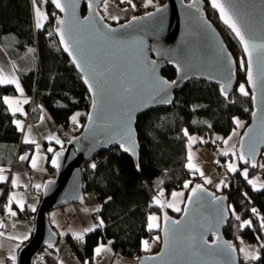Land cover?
<instances>
[{
    "label": "water",
    "instance_id": "water-1",
    "mask_svg": "<svg viewBox=\"0 0 264 264\" xmlns=\"http://www.w3.org/2000/svg\"><path fill=\"white\" fill-rule=\"evenodd\" d=\"M49 2L55 7L51 0ZM207 2L218 13L221 24L229 28L219 9L212 6V0H167L157 9L135 15V20L132 17L117 24H111L102 14V0H61L65 10L55 7L54 33L63 52L84 80L85 73L76 67L72 55L64 50L57 31L60 27H63L65 39L77 58L86 57L91 67L103 73L98 77L103 92L94 98L89 91L92 101L89 114L93 120H89L88 114L82 132L52 156L51 165L56 176L43 187L34 234L21 247L18 264H33L42 249H52L57 244L60 236L50 221V213L71 203L85 202L87 167L101 152L116 147L140 164L137 125L142 114L170 107L175 94L191 79L225 85L227 96L238 87V64L221 31L208 19L204 10ZM230 2V10L239 14L245 35L255 44L264 45V0ZM85 7L87 11L83 14ZM60 21L64 22L63 25ZM104 33H108L111 39L105 38ZM245 56L247 61L246 53ZM252 59L255 87L248 82L245 73L253 95L254 111L238 149L244 154L245 161L256 165L264 153V47L255 49ZM169 66L177 70L173 81L163 74ZM90 82L95 86L94 79L90 78ZM85 86L89 90L88 85ZM125 88H131L132 95L124 93ZM94 99L96 108H93ZM126 124L131 126L133 142L132 150L127 152L118 142ZM125 146L129 145L126 143ZM190 196L192 199H188L179 218L169 215L164 221L159 251L144 254L138 264H242L238 247L224 235L231 217L228 194L218 195L202 186V190Z\"/></svg>",
    "mask_w": 264,
    "mask_h": 264
},
{
    "label": "trees",
    "instance_id": "trees-1",
    "mask_svg": "<svg viewBox=\"0 0 264 264\" xmlns=\"http://www.w3.org/2000/svg\"><path fill=\"white\" fill-rule=\"evenodd\" d=\"M47 6L49 18L40 30L35 28L32 0H0V40L12 60L21 58L32 49L37 50L38 65L32 70L22 72L21 83L30 98L41 104L42 108L29 111L32 114L28 117L26 110L23 117L25 126L34 127L36 121L41 118L40 111L46 109L58 124L59 131L61 127L68 129L73 126L72 117L78 111L86 112L85 116L88 117L92 101L81 74L63 52L54 33L56 9L50 2ZM204 10L208 19L221 31L235 57L238 64V82L243 80L246 83L245 71L244 75L240 73L239 61L241 58L246 60L240 42L229 28L221 24L218 13L208 2ZM86 11L85 7L83 14ZM163 74L173 81L177 77V70L169 66ZM221 85L191 79L187 81L183 90L175 94V100L170 107L153 109L142 114L137 125L141 144L139 165L130 155L122 153L116 147L101 152V155L88 165L84 190L85 193L93 192L98 198L99 209L96 217L100 219V227L81 242L68 237L80 260L93 259L96 247L110 242L113 250L121 256L131 258L148 254L143 242L156 232L153 229L149 230L148 217L153 212L161 211V207L154 203L157 193L161 187L166 189L167 195L179 187L185 188V182L191 185L190 176H197L187 166L188 133L204 136L208 133H217L226 137L234 130L236 118L240 117L247 122L245 128L250 123L254 105L249 85L247 84L249 93L247 96L242 95L238 88L230 96H225L221 91ZM12 95H17V88L13 84H0L2 171H10L23 154L28 153L27 157L31 159L35 153V145L24 142L23 128L16 124V115L11 113L5 103V98ZM86 117L82 121H87ZM82 130L80 132L72 130L69 134L73 138ZM244 131L245 129L242 134ZM58 139L60 140L59 135ZM56 146L58 147L54 152L47 151L46 167L51 173L56 172L51 165L53 154L67 145L61 141V144ZM260 158V161L264 159V153ZM260 161L255 166L244 161L246 164L243 166L248 169L247 177L243 175L244 170L237 171L236 183H232L231 187L226 189L231 217L224 235L234 244L237 235H241L250 243H256L260 238L264 239L260 218L264 219V188L254 179H249L254 173L257 175L259 172ZM93 163L96 165L95 168L91 167ZM200 179L197 178L196 182H200ZM249 180L254 181L255 186L250 184ZM194 184L196 183L193 182L192 185ZM5 185L0 181V188H4ZM201 186L209 188L207 185ZM7 188L2 204H6L4 202L10 193ZM209 189L211 190V187ZM42 194L43 190L40 193L41 197ZM253 208L257 210L255 213L252 212ZM234 211L241 215L239 217L243 220L251 221V224L242 227L240 220L233 224L237 217L233 214ZM161 230L162 228L159 229L160 233ZM241 263L243 264V260ZM253 264H264V256Z\"/></svg>",
    "mask_w": 264,
    "mask_h": 264
},
{
    "label": "crops",
    "instance_id": "crops-1",
    "mask_svg": "<svg viewBox=\"0 0 264 264\" xmlns=\"http://www.w3.org/2000/svg\"><path fill=\"white\" fill-rule=\"evenodd\" d=\"M105 14L110 16L108 9ZM26 55H23L20 59L18 58V60H11L8 55V51H6L0 40V76L10 80H15L20 86L17 88L16 83H4L6 85L13 84L17 88V95L6 97L13 101L11 107L8 103L7 105L9 106L11 113L16 115V120L21 122L19 126L22 127L24 131V142L36 146V144H39V142L47 143V138L49 137L56 136L58 139V135L56 133L58 131V124L54 122L46 109L40 111L41 118L36 121L34 127H26L24 124L23 117L26 114L30 96L26 93L23 83H21V74L23 71H29L33 69L29 64H24V57ZM17 107L20 109V111L13 110ZM41 121H44L45 123L47 122L46 125L48 126L40 124ZM27 155L28 153L23 154L21 157H25V159H21L20 157V159L16 161L15 166H12L10 170L12 174L9 170L0 172V175L6 177V179L0 180L2 183L6 184L4 188H0V197L4 193L3 190H5L6 186L8 185V190L11 193V204L9 209L11 218L6 222L7 224L5 226V230L0 232L2 233V235H0V264H18L19 251L21 247L25 245V243L28 242L34 234L33 232L36 226L35 217L42 201L40 193L43 190L45 183L49 180V170L46 167L48 163V157L45 156V158L41 159L40 163H38L36 167H33L32 161L34 156L29 159ZM13 181H15V183H13ZM36 185H40V187L37 188ZM178 190H181V193H183V195L179 196L178 199L182 200L186 198L187 190H185V188ZM17 201H22L23 208H21L20 203ZM92 201L93 205H90L89 207L86 205V202L82 203V205L78 204V206H76L77 204L73 203V205H66L64 208L60 207L51 211L52 213H50V221L55 231L60 236L59 241L52 249L44 248L47 250H45L43 253L40 252L42 254L41 258L37 255L33 264H49L46 261L48 256L51 259L53 258L56 264H134L133 257L130 258L128 256L125 257L117 254L113 250L111 242L101 244L104 245L105 251H102L99 254L100 259L97 257L95 252L93 259H86L82 261L77 257L76 253H74L72 243L68 241V237H71L77 242H81L87 235L93 233L100 227V222L92 219V215L93 213L97 212L98 207L94 198ZM28 205L30 207V215L27 217L25 216V207ZM71 211H76L77 215H73L71 219L67 220V213ZM170 211L176 212L172 209ZM13 212L15 215L11 214ZM87 228H93V231L85 232L84 230ZM81 232L84 233L83 239H77L75 234ZM62 235L65 236V239L63 240ZM24 236H27V239H21ZM146 250L149 251L148 248ZM13 256H15V260H13ZM122 257L125 259H122Z\"/></svg>",
    "mask_w": 264,
    "mask_h": 264
},
{
    "label": "rangeland",
    "instance_id": "rangeland-1",
    "mask_svg": "<svg viewBox=\"0 0 264 264\" xmlns=\"http://www.w3.org/2000/svg\"><path fill=\"white\" fill-rule=\"evenodd\" d=\"M121 1V0H120ZM167 2V0H153V3L150 4L148 6V10H154L159 8V6L164 5ZM48 3L49 0H40V8L41 11L43 13H45V15L47 16V19L43 20V27L46 24V21L48 20V16H49V11H48ZM129 3H127L126 5H122V6H118L117 3H114L113 0H109V7H108V11L110 16H117L118 19L117 20H113L110 19V16H107V14H105L107 11H105L104 8V4L100 7L101 12L106 19L111 23V24H117L120 22H126L128 19H131L132 17H134L137 13L135 12V10L128 5ZM32 7H33V13H34V17H35V28L36 27V16H35V5H33L32 3ZM43 27H40L39 29L41 30ZM10 44V43H9ZM27 54V55H26ZM24 58H25V62L24 64H29L32 68H36V66L38 65V60H37V50H31L29 52H27ZM11 59V58H10ZM20 59V58H19ZM12 60V59H11ZM16 60V59H14ZM18 60V59H17ZM246 62V60H245ZM21 63V62H19ZM31 68V69H32ZM240 73H242L244 75V70H241L240 68ZM240 84H244L245 85V89L248 91V87L247 84L245 83V81L243 80H239L238 82V89H239V85ZM29 106L27 107V117L29 115H31L32 113H30L33 109H41L42 106L41 104L35 103L33 98L29 97V102H28ZM30 111V112H29ZM77 122H74L72 120L73 126V132L76 131H81L83 127H85L86 125V121H82V119L84 117H86V112H82V111H78V113H76L75 115H77ZM74 115V116H75ZM87 118V117H86ZM86 120V119H85ZM239 120L240 124L239 126L237 125L236 121ZM246 121L242 120L240 117L235 119V128L234 130L226 137L221 136L220 134L218 135L213 134V133H208V135L204 136V135H199V134H191L188 133V147L190 150V154L192 157L191 162L196 165L195 168H189V170L191 172H195L197 174V176H190L189 179H191V185H189L188 183V187L185 188V190H187V196L186 198L180 200L178 199V197L173 198L172 193L173 192H177V193H181V189L182 187H179L176 191L172 190L170 191V195H167V191L165 188L160 189V191L157 193L156 198L161 199L162 203L165 204V207H161V211L160 212H153L151 213L149 216L151 215H155L156 217H158V220L156 221V223L159 224V227L153 228V230H155L156 232L150 236L148 238V240H146L148 242V249L149 251L146 250V253H154L156 250L158 251V249L161 246V233L159 231V229L162 228V225L165 221V214L167 216L171 215L174 216L176 218L180 217V213L183 212L185 204L187 203V200L189 199V196L192 194V189L195 188V186L197 184L199 185H207L209 188L211 187V189L213 188V191L216 192L218 195H222V194H228V192H226V189H229L232 185V183H236V176H237V171L240 170H244L247 167H244L243 165L246 164L244 161L245 160H241L240 159V149L239 145L241 142V134L242 131L244 129H246L244 126L246 125ZM40 124H44V126H48L46 125L47 122L45 123L44 121H41ZM58 133V131L56 132ZM55 138H57L56 136H54ZM227 140L228 143L225 144L224 141ZM48 141V142H47ZM47 143L49 144L48 146L44 143V142H39V144H36L35 147V153H34V159L36 160V165L38 163H40L41 159H44L45 156H47V151H49L48 149L51 148L52 151L54 152L55 148L58 147L56 146V140H51L49 138H47ZM194 141V142H193ZM56 143V144H55ZM61 144V143H60ZM59 144V145H60ZM37 145L39 147H37ZM195 150V152H194ZM51 151V152H52ZM227 152V155H225L224 153ZM189 154V155H190ZM189 161V158H188ZM260 161V160H259ZM258 161V163H259ZM229 164H233L236 166V171L232 172L229 170L228 165ZM260 165H264V159L260 161ZM259 172L257 173V175L254 173L253 176L249 179H254L255 181H257L260 185L264 184V168L259 167ZM11 172V171H10ZM201 173H203V175H201ZM256 175V176H255ZM56 176V172L55 173H51L49 172L48 178L49 179H54V177ZM192 177V178H191ZM200 179L204 178V179H200V182H196L197 178ZM245 178V177H244ZM238 179V178H237ZM206 181H210V182H206ZM234 181V182H233ZM194 183V185H192ZM223 182V183H221ZM238 182V181H237ZM219 185V187H218ZM9 188V185L6 186ZM7 188V189H8ZM33 188V186H32ZM4 193L3 195L0 197V203L2 202L3 197L6 195V189L3 190ZM163 191V196L160 197V192ZM8 198H11V193L8 194ZM85 202L86 205L89 207L90 205H93V201L92 199L94 198V200H96V204L99 205L98 203V198H96L95 194L93 192H86L85 193ZM155 198V199H156ZM84 202V203H85ZM168 203H174L176 207H179L181 209V211L179 212H174V211H170L175 210L174 208H169L166 205ZM73 205V203H71ZM184 204V205H183ZM82 205V204H80ZM157 205V204H155ZM78 206V204L76 205ZM63 208L66 206H62ZM98 207H97V211H98ZM13 210V209H12ZM56 212V211H53ZM52 213V212H51ZM97 212L93 213L92 215V219L96 220L98 222H100V219H98L96 217ZM233 214H235L236 216H241L238 213H236L235 211L233 212ZM72 215V211L67 213V217L66 219L69 220L71 219L73 216ZM77 215V212L75 211L74 216ZM36 218V217H35ZM261 220L263 219L262 217H260ZM236 220L233 222V224H237V218H235ZM242 223L244 221H248V220H243L242 218L239 219ZM6 223V222H5ZM263 231H264V227H263ZM156 237H160V239H155ZM65 239V236L62 235V240ZM214 237L211 239V241H213ZM235 246L238 247V253L240 256V259L243 260V264H253L255 263L257 260H259L260 258H262L264 256V239L260 238L256 241V243H250L247 239L242 238L241 235H237L235 237ZM241 249H244L245 251H241ZM45 250L41 251V253H43ZM39 254L38 256L41 258L42 254ZM246 254H247V258H246ZM97 257L100 259V256L97 255ZM255 257V258H253ZM122 259H125L122 257ZM133 261L134 264H138V260L140 259V256H135L133 257Z\"/></svg>",
    "mask_w": 264,
    "mask_h": 264
},
{
    "label": "snow or ice",
    "instance_id": "snow-or-ice-1",
    "mask_svg": "<svg viewBox=\"0 0 264 264\" xmlns=\"http://www.w3.org/2000/svg\"><path fill=\"white\" fill-rule=\"evenodd\" d=\"M51 2L55 5L56 8L60 9L61 11L65 10V6H64V4L61 3V0H51ZM102 2L104 4L105 11H107V9L109 7V0H102ZM32 3H33V5L36 6L35 7L36 27L37 28L43 27V20L47 19V16L45 15V13H43L41 11V8L39 6L40 0H32ZM121 3H129V4H131V6L133 8L136 7L135 4H132V0H121ZM152 3H153V0H146L145 6L150 5ZM212 6L214 8L219 9L220 16L223 19L224 23L226 25H228L229 28H231V30L239 38L240 43L243 46V50L247 54V61L245 62V60L243 58H241L240 61H239V66H240L241 70H244V71L247 72L248 82L251 83L253 85V87H255V83L256 82H255V78H254V75H253V59H252V55H253V51L255 49H257L258 47H264V45L255 44L249 37H247L245 35V29L242 27V25H241V23H240V21L238 19V15L239 14L236 11H234V10H230L231 9L230 0H212ZM148 15H151V13H149ZM109 18L113 19V20H117L118 19L117 16H110ZM100 19L103 20L104 17H100ZM135 19H137V18L133 17V20H135ZM63 23H64L63 21H60L61 25H63ZM105 27H108V26L105 25ZM121 27H124V26L122 25ZM57 31L60 34V41L64 45V50L68 51L69 54L72 55V59H73V62L76 63V67L78 69H80L81 72L85 73L84 77H83L84 78V83L88 85L89 91L92 92L93 97L95 98L98 93L102 94V92H103V84H102L101 80L98 79V77L103 76V73L102 72L98 73L95 68L91 67L89 65V62H88L86 57L81 56V59L77 58V55L72 52L67 40L65 39V33H64L63 27L58 28ZM110 31H115V30L110 29ZM49 35H51V33H49ZM103 35L105 36V38L111 39V37L108 35V33H104ZM81 60H83V63H81ZM90 78L94 79L96 81L95 86H94V84L92 82H90ZM4 83H16L17 88L20 87L19 84L15 80H10V79H7V78H5L3 76H0V84H4ZM225 89H226V86L225 85H221V91L223 92V94L225 96H227L228 93H227V91ZM21 91H22V89H21ZM239 92L242 95H244V96L249 95L248 91L245 89V85L244 84H240L239 85ZM124 93H126L127 95H132V89L131 88H125L124 89ZM165 102H170V101H165ZM5 103H8L9 106L11 107V105L13 104V101H11L10 98H5ZM96 106H97V102L94 99L93 100V108H96ZM13 110L14 111H20V109L18 107L14 108ZM78 115L79 114H77V115L72 117V120L74 122H77V116ZM89 120L90 121L93 120L92 114H89ZM20 123H21L20 121H16L17 125H20ZM236 123L239 126L240 121L237 120ZM185 134H187V132H185ZM131 137H132L131 126L126 124L125 127H124V130H123V133H122V135H120L119 141H118L120 143V147L123 148L124 151H126V152L132 150V146L131 145H132L133 142L131 140ZM49 139H56V143L57 144L61 143V141L59 139L55 138V137H49ZM126 143L129 146H125ZM224 143L227 144L228 141L225 140ZM37 147H39V146L37 145ZM49 151H52V149L49 148ZM224 154L227 155V152H225ZM57 156H59V153H57ZM21 159H25V157H21ZM240 159L241 160L245 159V156H244L243 153H241ZM191 160H192V157H191V154H190L189 155V164L187 166L189 168H195L196 165H194L191 162ZM53 163L56 164L57 161L54 159ZM32 165H33V167H36V160L35 159H33ZM253 166H255V163H253ZM91 167L95 168L96 167L95 163H93L91 165ZM260 167L264 168V165H260ZM228 168L232 172H235L237 170L236 166L233 165V164H229ZM0 172H2V170H0ZM201 175H203V173H201ZM243 175L245 177H247V175H248V169L247 168L244 169ZM4 179H6V177H4L3 175H0V180H4ZM206 182H210V181H206ZM248 182L255 186V182L254 181L249 180ZM13 183H15V181H13ZM188 183L189 182H185V184H184L185 188L188 187ZM221 183H223V182H221ZM36 187L39 188L40 185H36ZM218 187H219V185H218ZM260 187L264 188V184L260 185ZM198 190H202V186L199 185V184H197L195 186V188L192 189L193 195H195ZM159 195H160V197H162L163 196V191H161ZM182 195H183V193H177V192H173L172 193L173 198H176V197H179V196H182ZM191 199H192V197L190 196L189 200L191 201ZM217 199H219V198H217ZM17 202L20 203L21 208H23L22 201H17ZM154 203L159 205L162 208L165 207V204L162 203L161 199H159V198H156L154 200ZM166 206L169 207V208H174L175 211H177V212L181 211V209L179 207H176L174 203H168ZM185 211H187V208H185ZM256 211L257 210L255 208L252 209L253 213H255ZM11 214L15 215L14 212L11 213ZM236 218H237V220L240 219L239 216H237ZM167 219H168L167 215L165 214V221H167ZM148 220H149V223H148L149 230H151L153 228H156V227H159V224L156 223V221L158 220V217H156L155 215L149 216ZM102 223H103V221H101V224ZM174 223L179 224L180 222L179 221H175ZM247 224H251V221H244L241 226L243 227L244 225H247ZM261 225H262V227H264V219H262ZM0 227H3V225L0 224ZM84 231L85 232H90V231H93V228H87ZM165 232H166V235H167V229L165 230ZM83 234L84 233L81 232V233H76L75 235H76L77 239H83ZM0 235H2V233H0ZM21 239H27V236H24ZM155 239L158 240V239H160V237H156ZM143 243H144V247L147 249L148 246H149L148 242L144 241ZM166 246H167V242H166ZM262 246H264V245H262ZM102 251H105L104 245H100L99 247H97L95 249V252H96L97 255H99ZM241 251H245V250L241 249ZM12 258H13V260H15V256H13ZM246 258H247V254H246ZM253 258H255V257H253Z\"/></svg>",
    "mask_w": 264,
    "mask_h": 264
},
{
    "label": "built area",
    "instance_id": "built-area-1",
    "mask_svg": "<svg viewBox=\"0 0 264 264\" xmlns=\"http://www.w3.org/2000/svg\"><path fill=\"white\" fill-rule=\"evenodd\" d=\"M114 3H117L118 6H122V5H126L127 3H121L120 0H113ZM145 2L146 0H132V4H135L136 7L133 8L131 6V4H128L129 6H131L135 12L138 14H144V13H148V5L145 6ZM30 120H28L29 122ZM72 127H69L68 129H64L63 127H61V129L58 131V135L61 141H63V143L66 145L68 143V141L70 139H72V136L69 134L72 131ZM12 174V172H11ZM10 174V175H11ZM10 198L7 197L6 201L4 203L6 204H2L3 202L0 203V224L3 225V227H0V232L5 230V226L7 223V221L10 220L11 215L9 213V206H10V202H9ZM2 204V205H1ZM30 207L29 205L25 207V216H29L30 215ZM75 214V211H72V215L73 216ZM75 253V251H74ZM46 261L49 264H56L55 260L52 258H50L49 256L46 258ZM10 264V263H9Z\"/></svg>",
    "mask_w": 264,
    "mask_h": 264
},
{
    "label": "flooded vegetation",
    "instance_id": "flooded-vegetation-1",
    "mask_svg": "<svg viewBox=\"0 0 264 264\" xmlns=\"http://www.w3.org/2000/svg\"><path fill=\"white\" fill-rule=\"evenodd\" d=\"M151 11V10H148V12Z\"/></svg>",
    "mask_w": 264,
    "mask_h": 264
},
{
    "label": "bare ground",
    "instance_id": "bare-ground-1",
    "mask_svg": "<svg viewBox=\"0 0 264 264\" xmlns=\"http://www.w3.org/2000/svg\"><path fill=\"white\" fill-rule=\"evenodd\" d=\"M188 201V200H187ZM162 242V241H161Z\"/></svg>",
    "mask_w": 264,
    "mask_h": 264
}]
</instances>
